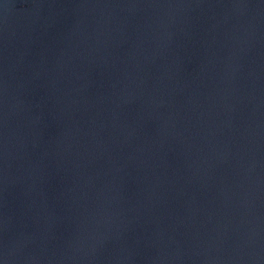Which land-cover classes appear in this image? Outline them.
I'll return each mask as SVG.
<instances>
[{"label":"water","instance_id":"water-1","mask_svg":"<svg viewBox=\"0 0 264 264\" xmlns=\"http://www.w3.org/2000/svg\"><path fill=\"white\" fill-rule=\"evenodd\" d=\"M0 264H264V0H0Z\"/></svg>","mask_w":264,"mask_h":264}]
</instances>
